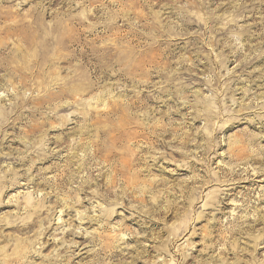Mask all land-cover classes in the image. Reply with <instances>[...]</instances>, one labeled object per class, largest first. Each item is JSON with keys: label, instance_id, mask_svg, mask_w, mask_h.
<instances>
[{"label": "rangeland", "instance_id": "374dc122", "mask_svg": "<svg viewBox=\"0 0 264 264\" xmlns=\"http://www.w3.org/2000/svg\"><path fill=\"white\" fill-rule=\"evenodd\" d=\"M0 264H264V0H0Z\"/></svg>", "mask_w": 264, "mask_h": 264}]
</instances>
